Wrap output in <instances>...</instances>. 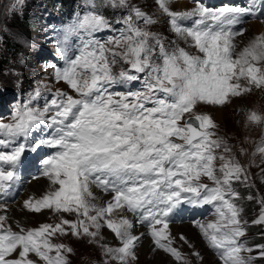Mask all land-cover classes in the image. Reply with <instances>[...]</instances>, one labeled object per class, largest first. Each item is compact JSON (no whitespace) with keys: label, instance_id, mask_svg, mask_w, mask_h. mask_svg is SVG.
Masks as SVG:
<instances>
[{"label":"snow or ice","instance_id":"1","mask_svg":"<svg viewBox=\"0 0 264 264\" xmlns=\"http://www.w3.org/2000/svg\"><path fill=\"white\" fill-rule=\"evenodd\" d=\"M170 2L156 0L171 31L187 47L177 41L166 45L159 33L148 30L157 21L129 0H84L83 12H77L56 42L64 66L50 65L54 80L70 92H51L37 80L9 120H0V201L22 183V156L43 148L49 151L38 161L39 176L33 179L46 178L48 188L25 199L23 208L75 216L61 215L58 223L35 228L17 221L14 230L8 216L0 214V264H69L73 249L53 243L69 235L87 237L99 247L103 264H132L140 236L133 234L127 213L147 227L156 248L184 262L172 246L169 225L185 204L214 208L215 220L194 225L221 264H251L257 249L264 257V245L254 249L241 240L246 222L240 219L233 184H247L250 176L227 138L216 131L211 114L198 110L223 107L253 88L264 90V33L239 50L236 42L246 31L244 18L264 23V11L257 0L247 7H208L196 0L195 7L183 11H173ZM23 4L10 0L6 14ZM105 9L126 13L115 21L119 28ZM104 30L115 34L97 38ZM45 91L51 98L43 107L33 106ZM246 121L264 125V115L249 111ZM257 152L264 155V138L253 155ZM258 203L260 213L253 223L264 224V199ZM0 211H7L5 203L0 202ZM103 228L119 246L104 242ZM180 239L187 243L183 235ZM192 255L199 257L198 252Z\"/></svg>","mask_w":264,"mask_h":264},{"label":"rangeland","instance_id":"2","mask_svg":"<svg viewBox=\"0 0 264 264\" xmlns=\"http://www.w3.org/2000/svg\"><path fill=\"white\" fill-rule=\"evenodd\" d=\"M178 1L186 2V6L182 9V11L194 7L192 3L195 2V0ZM176 2L177 0H171L169 7L172 10L175 9ZM9 3L10 0H0V52H2L4 47L5 39L15 42V52L12 59L8 61L9 65L0 71V94L5 95L7 93H11L13 90H19L24 95H27L36 86L35 82L37 80H43L47 83L50 86L51 91H55L57 88H62L65 89V91L70 92L67 86L62 87L64 83L57 82V84H55L56 81L54 78L47 79V75L44 72V63L46 62L44 58L47 56L46 52H49V48H51L52 51L54 49L56 52V46L52 39L51 30L57 27L56 24L58 22L67 20V18L63 17L57 21V23H54L52 22L53 18L59 19L56 15H61L62 12L68 11L71 8H79L81 5H84V0L66 1L64 4L67 8L64 11V4H62L61 0H24L23 6L17 12L13 14H6L5 9ZM129 3L140 7L142 11L152 16L153 19L157 21L155 24L147 26L148 30L159 33L164 38L166 45L171 47V42L177 41L181 47H187L184 44V41L178 38L175 33L171 31L167 23V17L159 10L156 0H129ZM173 11H180V9ZM25 14H27L26 17ZM104 14L115 24L116 19L120 15L126 13H124L123 10L105 9ZM23 18L25 19L23 20ZM15 21L18 23V26H14ZM71 21L72 19L69 21L67 20L65 22V27L70 24ZM253 22H257L260 25L261 33H264V23H261L260 21H250L246 24V26ZM140 24L143 27L142 21ZM49 26L51 27V30ZM117 26L120 27L121 25L115 24V27ZM114 34L104 31L102 40ZM190 51L194 52L195 50L190 49ZM50 64H46L49 67V70L51 69ZM118 70L119 66L116 68V71ZM255 90L256 89L253 88L250 93L245 94L242 98H240V100L233 98L230 103L224 105L223 107H206L198 109L207 111L211 114L218 126L216 131L219 135L227 138L230 145L233 146L235 158L245 167L248 175L250 176V180L247 184L237 182L233 184V187L239 193L240 197L236 200V204L242 209L240 219L241 221L246 222L244 224L245 236L242 237L241 240L245 242L247 246L253 247L254 249L256 245H264V224L253 223L260 213L261 204L258 203V201L264 199V155L258 152L253 155L256 145L262 138H264V125L248 124L246 121V115L249 111L254 110L257 113L264 115V90L261 93L259 91L254 93ZM48 92L49 91H45L42 94V97L37 101L40 102L39 107H43L41 103L43 102L44 97L47 96ZM15 99L16 98L14 97L9 99L10 102L7 101L11 111L13 109L11 104L16 101ZM23 99L25 98L23 97ZM15 105L16 104H14V106ZM216 108H219L218 110L222 112V116H217L214 113ZM9 118L10 116L6 117L7 120H9ZM241 149L244 150L243 154L241 153ZM219 164L220 162L217 161L216 166L219 167ZM204 182L210 183L206 180V178ZM46 190L47 188H40L38 186L34 187L28 194V197H39ZM249 196H252L253 199L249 200ZM209 207L214 210L211 205H209ZM2 213L6 214V212ZM12 214L7 216L9 218L8 223L13 227V229H16L17 221L25 228H35L39 227L42 223L51 224L59 222L61 215H64L67 219L75 218V216H68L67 214L62 213L54 214L48 209L42 210L40 213H35L20 208L14 215ZM128 214L129 213H127V215ZM205 217H207V215ZM215 219L216 217L212 220ZM192 221L195 222L200 220H196L194 218ZM106 231L108 232L109 230H106L105 228L101 230V234L103 236L105 235V243L106 240L110 239ZM109 233L115 239L114 235L111 232ZM199 236L201 237V232ZM53 243H64L73 249L72 254L68 257L69 264H103L105 259L102 250L95 244H90L87 237L83 239H77L70 235L56 237L53 239ZM114 243L115 244H112L111 246H119V242L117 240ZM202 243H204V247L207 248L206 251L212 257L207 258L208 264H221L217 255L213 253L218 260L215 259L209 252L205 239L202 240ZM258 251L259 250L257 249L251 253L252 256L257 257L251 262V264H264V257H259ZM181 252L184 257V262L180 261L181 263L176 262V264H193L190 260V255L184 250ZM245 255L249 254L245 253ZM192 257L195 258L196 256L192 255ZM109 264H116V262L110 261ZM138 264L147 263L140 260Z\"/></svg>","mask_w":264,"mask_h":264},{"label":"bare ground","instance_id":"3","mask_svg":"<svg viewBox=\"0 0 264 264\" xmlns=\"http://www.w3.org/2000/svg\"><path fill=\"white\" fill-rule=\"evenodd\" d=\"M180 1H182V0H180ZM182 2H184V1H182ZM182 2H179L177 0L176 5H175V9H173V10H176V9L179 10L180 9V11H182V9L186 6L185 5L186 2H184V3H182ZM260 33H261L260 25L257 22H253V23H250L249 25H247L244 36H240V37L236 38L238 50L240 48H242L245 44H247L248 41L251 40L255 35H258ZM49 49L50 50H49V52H46V55L48 58H51L54 56V54L52 52H50V51H52L51 48H49ZM54 52H55V50H54ZM46 62L49 65L48 60H46ZM46 62L44 63V67H45L44 72L47 75V79H53L52 71H51L52 68L49 70L48 69L49 67L46 65L47 64ZM47 79H45V80L48 81ZM55 84H57V82H55ZM65 86H66L65 84L62 85V87H65ZM256 91H259L261 93L263 90L256 89L254 93H256ZM242 97H240V98H242ZM240 98H237V100L238 99L240 100ZM218 109L219 108H216L214 113L217 116L218 115L222 116V112ZM31 170H32L31 168H27V172H29ZM37 186L40 188H48V181L46 180V178L40 177L39 179H37L35 181H31L30 183L26 184L25 188H24L25 189L24 192L22 194H20L15 199V203L9 204L8 209L6 211V215H11L12 213H13L12 215H14L15 212L17 210H19L20 208L25 210L23 208V201L25 199H27L28 194L32 191V188L37 187ZM94 191L97 193V195H100L102 197L104 196V194L101 193L98 189H94ZM2 212H4V211H0V214H4ZM213 215H214V211L213 212L210 211V213L207 214V217H205L204 219H201L199 222L206 223L208 221H211L212 219L215 218V215H214V217H213ZM127 216L130 220L133 221V229H132L133 234L140 236V239L137 242L136 247L134 249L135 254L137 256V259L135 261H132L133 264H138V262L140 260L145 261V263H147V264H170V263L176 264V262L181 263L180 261L173 259L169 253L164 252L162 249L156 248L153 241H152V237L150 235H148V229L143 228V227H141L142 225L140 226L139 224H137L134 220V217L130 213ZM73 219H75V218H73ZM55 223H58V222H54L51 224H55ZM31 226H32V224H31ZM105 229L108 230L107 228H105ZM169 231H170L171 236L173 238L172 246L177 248L179 251L184 250L186 253H188L191 257L190 260L193 264H208L207 258L208 257L212 258V257L206 251L207 248L204 247V245H203L204 243H202V240H204V238L202 235H201V237L199 236L200 230L198 227H196L194 225L193 221H187V222H183V223H172L171 222L169 225ZM109 232L110 231H108L107 234L109 235L110 239L106 240V243L110 244V246H111L112 244H115L114 242L116 241V239H114ZM141 233H143V235H141ZM181 235H183L185 237L187 243H185V241L180 239ZM116 244H118V243H116ZM189 245H191V247H189ZM208 248H209V252L213 255V257L215 259H217L213 254V253H215L214 250H212L209 246H208ZM192 252H198L199 257L196 256L195 258H193L191 255Z\"/></svg>","mask_w":264,"mask_h":264},{"label":"trees","instance_id":"4","mask_svg":"<svg viewBox=\"0 0 264 264\" xmlns=\"http://www.w3.org/2000/svg\"><path fill=\"white\" fill-rule=\"evenodd\" d=\"M61 1H62V4H64L66 1H69V0H61ZM26 16L27 14H25V17ZM24 19L25 18H23V20ZM14 26H18V23L16 21L14 22ZM14 43H15L14 41L5 39L4 47L2 49V52H0V71L3 70L4 67H7V65H9L8 61L12 59V56L15 52Z\"/></svg>","mask_w":264,"mask_h":264}]
</instances>
